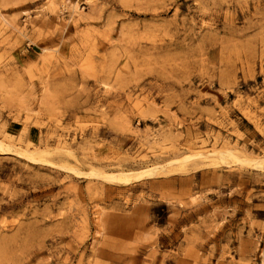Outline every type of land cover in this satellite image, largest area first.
Returning a JSON list of instances; mask_svg holds the SVG:
<instances>
[{"label": "rangeland", "instance_id": "1", "mask_svg": "<svg viewBox=\"0 0 264 264\" xmlns=\"http://www.w3.org/2000/svg\"><path fill=\"white\" fill-rule=\"evenodd\" d=\"M258 161L264 0H0V264H264Z\"/></svg>", "mask_w": 264, "mask_h": 264}, {"label": "bare ground", "instance_id": "2", "mask_svg": "<svg viewBox=\"0 0 264 264\" xmlns=\"http://www.w3.org/2000/svg\"><path fill=\"white\" fill-rule=\"evenodd\" d=\"M217 153L222 156V155H224L226 153V151L219 150V151H217ZM256 164H258V165H264V162L258 161Z\"/></svg>", "mask_w": 264, "mask_h": 264}]
</instances>
